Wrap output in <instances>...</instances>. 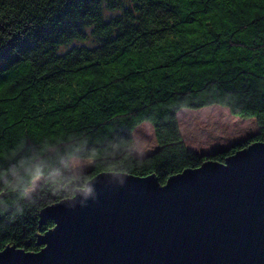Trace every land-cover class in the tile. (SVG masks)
Segmentation results:
<instances>
[{"label": "trees", "instance_id": "obj_1", "mask_svg": "<svg viewBox=\"0 0 264 264\" xmlns=\"http://www.w3.org/2000/svg\"><path fill=\"white\" fill-rule=\"evenodd\" d=\"M211 106L257 132L197 155L177 112ZM144 122L158 148L138 157ZM262 141L264 0H0V251H39L55 226L42 210L100 173L164 185ZM71 158L92 165L73 173Z\"/></svg>", "mask_w": 264, "mask_h": 264}, {"label": "water", "instance_id": "obj_2", "mask_svg": "<svg viewBox=\"0 0 264 264\" xmlns=\"http://www.w3.org/2000/svg\"><path fill=\"white\" fill-rule=\"evenodd\" d=\"M41 217L55 223L41 249L6 247L0 264H264V142L164 185L100 173Z\"/></svg>", "mask_w": 264, "mask_h": 264}, {"label": "rangeland", "instance_id": "obj_3", "mask_svg": "<svg viewBox=\"0 0 264 264\" xmlns=\"http://www.w3.org/2000/svg\"><path fill=\"white\" fill-rule=\"evenodd\" d=\"M91 41V38L86 40L85 45ZM76 44L78 43L71 45ZM177 121L185 146L197 155L211 154L243 142L258 130L254 119H240L231 116L227 109H221L218 106L199 110L181 109L177 112ZM132 137L131 151L135 156L149 155L158 148L153 128L148 122L135 127ZM91 165V160L81 158H71L68 163V167L73 173L87 171ZM41 180V177L33 180L31 187L26 191L27 196L35 192Z\"/></svg>", "mask_w": 264, "mask_h": 264}, {"label": "snow or ice", "instance_id": "obj_4", "mask_svg": "<svg viewBox=\"0 0 264 264\" xmlns=\"http://www.w3.org/2000/svg\"><path fill=\"white\" fill-rule=\"evenodd\" d=\"M262 142H264V141H262ZM55 211V210H54Z\"/></svg>", "mask_w": 264, "mask_h": 264}]
</instances>
